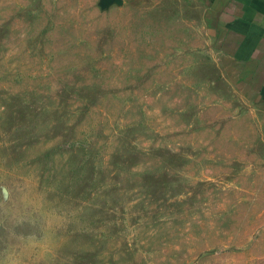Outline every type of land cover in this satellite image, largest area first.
Masks as SVG:
<instances>
[{
    "label": "rangeland",
    "instance_id": "1",
    "mask_svg": "<svg viewBox=\"0 0 264 264\" xmlns=\"http://www.w3.org/2000/svg\"><path fill=\"white\" fill-rule=\"evenodd\" d=\"M203 0H0V264H264V88Z\"/></svg>",
    "mask_w": 264,
    "mask_h": 264
},
{
    "label": "crops",
    "instance_id": "2",
    "mask_svg": "<svg viewBox=\"0 0 264 264\" xmlns=\"http://www.w3.org/2000/svg\"><path fill=\"white\" fill-rule=\"evenodd\" d=\"M203 1L206 6L213 1L219 22L229 26V52L251 71L250 81L264 88V0Z\"/></svg>",
    "mask_w": 264,
    "mask_h": 264
}]
</instances>
